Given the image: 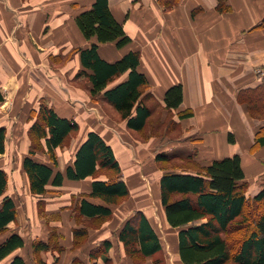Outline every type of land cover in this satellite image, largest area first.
<instances>
[{
	"label": "crops",
	"instance_id": "obj_1",
	"mask_svg": "<svg viewBox=\"0 0 264 264\" xmlns=\"http://www.w3.org/2000/svg\"><path fill=\"white\" fill-rule=\"evenodd\" d=\"M96 1L0 0V127L6 129L0 170L7 177L5 195L16 209L0 242L12 233L25 240V246L1 264H9L14 256L26 264H156L155 255H135L144 257L141 262L128 255L120 232L142 213L159 238L160 252L172 229L179 232L168 223L162 205V210L155 209L156 179L153 183L150 165L143 164L160 152L168 156V170L192 173L237 155L246 196L252 199L264 189V144L259 141L264 132V78L256 73L264 64V0H228L226 12L218 10V0H107L131 40L122 48L115 42L99 43L96 36L87 38L79 28L77 17ZM95 43L99 58L110 64L138 53L137 70L147 80L142 96L152 110L150 125L142 131L128 129L104 97L105 91L128 79L129 70L92 94L93 71L83 65L81 51ZM175 85L182 86V103L168 110L165 94ZM43 102L79 125L56 149L57 166L47 150L49 132L39 140L31 136ZM185 111L191 115L182 117ZM90 132L112 147L120 173L99 170L85 179H68L66 169L74 166ZM33 144L35 161L64 174L61 186L51 181L41 195L31 192L24 169ZM114 178L129 191L122 204L89 197L94 181ZM82 199L109 207L112 215H81ZM120 215L118 224L111 225ZM151 216L163 226L164 238ZM90 222L101 225L92 228ZM35 241L50 242L51 249L35 252ZM177 257V264H184L179 250Z\"/></svg>",
	"mask_w": 264,
	"mask_h": 264
},
{
	"label": "trees",
	"instance_id": "obj_2",
	"mask_svg": "<svg viewBox=\"0 0 264 264\" xmlns=\"http://www.w3.org/2000/svg\"><path fill=\"white\" fill-rule=\"evenodd\" d=\"M227 2L218 0L220 12L230 10ZM76 21L85 37L96 36L99 43L115 42L118 48H122L131 41L122 25L112 16L107 0H97L93 8L82 12ZM97 49L98 44L95 43L91 48L81 51L83 65L93 71L89 75L93 83L92 94L102 91L116 77L129 70L128 79L105 91L104 97L127 121L128 129L142 131L150 125L148 121L152 118V110L145 102L147 96H142V87L147 84V80L137 70L138 53L130 52L120 61L110 64L99 58ZM3 99L0 91V102ZM182 99V86L170 87L165 94L167 109H177ZM190 115V111L181 113L182 117ZM153 121L151 119V123ZM156 125L153 123L154 127ZM78 129L75 120L60 117L43 102L39 106V118L31 128V136L39 140L47 137L46 130L49 132L47 150L57 166L56 149L62 147L68 136ZM5 138L6 129L0 127V153L5 151ZM146 140L143 138L140 141ZM259 141L264 144V132ZM34 155L33 144L24 159L31 192L44 194L51 181L54 186H61L64 174L54 172L50 166L35 161ZM155 159L165 164L168 156L160 152ZM99 170H109L117 175L120 173L119 161L112 147L97 133L90 132L76 154L74 166L66 169L65 176L71 180H81L94 176ZM243 178V167L237 155L215 160L195 173L167 170L162 175L159 181L161 205L165 208L171 227L180 229L178 250L184 264H264V189L254 198H248L246 184L241 182ZM6 185V173L0 170V233L7 229V225L16 216L14 201L5 195ZM91 188L89 197L99 198L107 204L117 203L129 194L126 184L120 178L105 181L98 179L92 183ZM79 212L89 218L104 219L112 215L109 207L90 203L86 199H82ZM120 239L132 257L137 254L154 256L162 248L158 236L142 213H137L125 223ZM24 246L25 240L18 233L8 236L0 242V264ZM33 249L35 252L48 251L51 243L35 241ZM162 263L156 260V264ZM9 264L26 263L23 257L14 256Z\"/></svg>",
	"mask_w": 264,
	"mask_h": 264
},
{
	"label": "rangeland",
	"instance_id": "obj_3",
	"mask_svg": "<svg viewBox=\"0 0 264 264\" xmlns=\"http://www.w3.org/2000/svg\"><path fill=\"white\" fill-rule=\"evenodd\" d=\"M116 115V114H115ZM116 116H118V115H116ZM140 139H143V138H140ZM156 159H154V158H151V156H150V160L149 161H145L143 164H146V165H150L149 166V168H151V174H153V175H151V180H153V183L155 182V179H156V183L154 184V187L156 186L157 187V190L154 188V192H155V194H156V201L153 203L154 205H155V209H158V207H159V209L161 208V210H162V206H161V202H160V196H159V181H160V178L162 177V175L168 170V169H170L169 168V166H165L164 164H162V163H158L157 161L155 162V164H156V166H155V168H154V161H155ZM151 162V163H150ZM150 163V164H149ZM165 163V162H164ZM163 166H165L166 168H164ZM170 166H173V165H170ZM148 167V166H147ZM107 172V171H106ZM101 173H105V171H101ZM108 173H110V172H108ZM110 174H112V173H110ZM123 201H125L124 199H120V200H118V202L117 203H120V204H122L123 203ZM142 208V207H141ZM158 213H160V210L159 211H157ZM120 217H121V215L119 216V218L116 216L115 218H114V221L111 223V225H113V226H115L116 224H118V222H119V220H120ZM151 219L155 222V227H156V229L158 230V228H160L161 229V226L160 225H158L157 223H156V221H155V218H153L152 216H151ZM161 219V218H160ZM88 226H90V227H92V228H97V227H99V225H101V222H99V223H97V222H90V223H88L87 224ZM120 227V226H119ZM163 227V226H162ZM160 232H161V235H162V238H164L163 236H164V234H163V230L161 229L160 230ZM176 232H178L177 230H173L172 229V231L168 234L169 236H168V238H169V241L168 242H165L164 240L162 241V238H161V241H162V243H163V249H164V251L163 252H160V253H158L157 255H155L154 257V259H157V260H160L161 261V263L163 262L164 264H165V262H166V264H177L178 262H177V259H178V245H177V243H176V236H177V233ZM160 235V236H161ZM137 261H144V257L143 256H135L134 257ZM162 263V264H163ZM228 264H232V263H228Z\"/></svg>",
	"mask_w": 264,
	"mask_h": 264
},
{
	"label": "built area",
	"instance_id": "obj_4",
	"mask_svg": "<svg viewBox=\"0 0 264 264\" xmlns=\"http://www.w3.org/2000/svg\"><path fill=\"white\" fill-rule=\"evenodd\" d=\"M256 73H258L262 78H264V64H262L256 69Z\"/></svg>",
	"mask_w": 264,
	"mask_h": 264
}]
</instances>
